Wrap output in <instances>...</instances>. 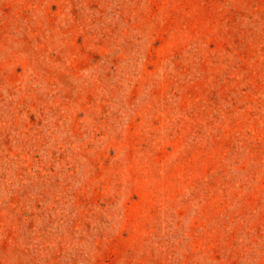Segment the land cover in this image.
I'll use <instances>...</instances> for the list:
<instances>
[{"label": "rangeland", "instance_id": "1", "mask_svg": "<svg viewBox=\"0 0 264 264\" xmlns=\"http://www.w3.org/2000/svg\"><path fill=\"white\" fill-rule=\"evenodd\" d=\"M0 264H264V0H0Z\"/></svg>", "mask_w": 264, "mask_h": 264}]
</instances>
